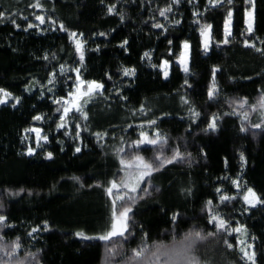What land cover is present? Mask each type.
Instances as JSON below:
<instances>
[{"label": "trees", "instance_id": "obj_1", "mask_svg": "<svg viewBox=\"0 0 264 264\" xmlns=\"http://www.w3.org/2000/svg\"><path fill=\"white\" fill-rule=\"evenodd\" d=\"M34 2L0 0V12L8 17L0 23V88L21 97L16 108L11 107V102L0 105V204L4 205L0 214L14 225L0 231V235L8 242L16 240L21 244L18 257L33 252L37 253L40 264H106L104 242L83 240L74 234L82 231L94 237L110 227L111 200L103 189L108 181L122 175L118 172L116 149L124 148L121 156L130 157L137 152L145 157L153 155L149 145L139 149L129 147L139 138L141 130L150 138L153 133L165 137L167 154H171L172 148L190 153L191 166L188 159L166 165L150 181L141 184L137 194L144 199L133 205L131 234L126 232V238H116L126 250L138 247L142 240L147 244L168 243L194 227L212 230V225L207 224L206 203L212 200L213 205L219 204L220 194L241 195L231 185V179L238 175L242 186L252 187L264 196V132L250 129L240 133L239 117L223 115L234 107L237 112L248 111L247 106L240 109L231 101L243 98L252 104L264 90V55L245 47L244 37L240 35L243 0H236L234 5L236 27L232 42L220 44V38L214 34V43L207 54L199 47V26L193 21L213 23L214 28L219 24L222 33L223 17L221 9H205L207 0H196L195 8L188 0H181L167 13L168 20L154 10L165 7L169 0H42L44 12L29 7ZM113 3L117 4L116 13L108 15L107 6ZM121 10L126 15L123 23L117 14ZM193 11L203 12L204 16L194 17ZM13 13L20 28L10 22ZM36 14L57 23L49 25L46 21L39 25V33L35 28L24 31L28 22L39 24L34 20ZM22 16H27L28 20L21 19ZM172 18L180 23L173 25ZM154 22L164 27L154 29L151 27ZM60 24L66 31H59ZM53 27L57 30L52 31ZM254 29L250 43L264 49V44L260 43L264 39V0H257ZM101 31L107 38L98 35ZM68 32H76L81 40L87 41L82 67ZM125 39L128 40L127 53L118 46ZM169 40L173 41L171 45ZM184 41L190 45L188 81L191 87L184 84L185 74L177 63ZM97 46L98 51H91ZM145 52L150 53V59H141ZM44 56L48 59H43ZM162 61L169 64L167 78L159 67ZM61 65L80 67L81 78L104 84L102 92L108 97L104 99L96 94L85 106L88 120L81 123L86 124L89 131H81L80 141L72 139L75 121L66 129L56 130L55 127L59 113L55 112L58 105L53 104L52 99L67 98L75 81V72L60 73ZM122 66L134 68L135 75L124 77ZM214 67L217 68L215 82L219 96L210 101L207 91L213 82ZM50 74L56 80L53 85L48 84ZM26 87L30 88L29 92H25ZM49 87L54 91L48 92ZM117 88L126 100L118 98ZM41 93L44 99H38ZM181 96L200 113L196 123H191L189 105L183 103ZM142 106L143 112L140 111ZM213 114L222 116L218 131L205 133L202 129ZM35 115H42V121H33ZM68 119L72 120V114ZM149 119H155L156 125H149ZM256 119V114L250 116V121ZM26 127H40L42 135L49 137L45 147L33 156L22 155L26 147H34L33 136L23 132ZM64 130L69 132V137L63 136ZM95 132L107 135L98 141L90 134ZM23 135H28L29 139L22 143ZM76 146L81 147V152L74 154ZM44 151H51L53 158L44 159ZM241 152L246 159L242 171ZM72 176L80 177L85 187L81 189L69 179ZM225 176L230 179L224 180ZM97 183L102 187H95ZM144 187L149 188L150 195L142 191ZM156 187L160 188L159 192L155 191ZM217 187L222 193L215 192ZM188 188H191L190 195L184 191ZM29 192L32 195L29 196ZM242 206V201L237 199L221 205L219 211L231 220L233 227L237 221L242 223L250 240L256 237L251 242L257 253V264H264V205L243 213ZM176 213L178 220L172 222L170 218ZM44 221L49 224L47 232L43 231ZM32 227L40 231L29 237L27 232ZM229 241L235 246V233ZM201 247L202 255L204 249L216 248L212 256L215 264L228 261L242 264L237 252L225 250L222 244L209 241Z\"/></svg>", "mask_w": 264, "mask_h": 264}, {"label": "snow or ice", "instance_id": "obj_2", "mask_svg": "<svg viewBox=\"0 0 264 264\" xmlns=\"http://www.w3.org/2000/svg\"><path fill=\"white\" fill-rule=\"evenodd\" d=\"M103 2V0H102ZM236 0H207L205 9L208 11L221 9L223 11L222 17V33L220 31L221 25L217 24L214 28L213 23H201L199 19L193 21L194 24H197L199 27L197 31L200 36V45L201 51L203 54L209 52L210 46L214 43L213 36L214 34L219 37L220 44L227 45L232 42L234 36V29L236 27L234 21V5ZM181 3V0H169V3L163 7L158 8L154 11H158L160 17H164L165 20H168L169 17L167 13L173 11V8L178 6ZM188 3L196 7V0H188ZM256 3L257 0H243L245 5L243 10V28L240 30V35L244 37L243 45L248 48H254L256 53L264 55V49L256 47L254 44L250 43L249 37L254 34V26L256 23ZM29 7L38 10L39 12L45 11V5L42 3V0H35L34 3L30 4ZM117 4L113 3L107 6V14L112 15L116 13ZM119 15L120 21L123 23L126 19L125 12L123 10L117 13ZM15 13L12 15L10 20L11 24L15 28H20V25L17 23L15 18ZM192 15L194 17L204 16L203 12L193 11ZM21 19L28 20L27 16H22ZM8 20V17L5 12H0V23H4ZM34 20L38 21L39 24H34L28 22L26 27L23 28L24 31L35 28L37 33L41 32L39 25H44L47 21L49 25H56V21L51 18H47L45 15L36 14L34 15ZM171 23L177 25L180 23L179 20L172 18ZM151 27L154 29H161L164 27L161 23L154 22L151 24ZM52 31L57 29L53 27ZM59 31H66V28L63 24L59 25ZM76 32H68V38L70 41H73L75 47V53L79 58L80 66H83L85 55V44L86 40L73 39L77 37ZM81 36L83 34H80ZM99 36L107 38V34L103 31L98 33ZM128 43V40L125 39L118 46L121 47L125 53L128 49L125 45ZM168 43L171 45L172 40H169ZM261 44H264V39L260 40ZM182 50L179 57L177 58V63L179 65L180 71L185 74L184 84L188 87H191L189 84L188 76L190 75L189 68V48L190 45L187 41L182 42ZM99 46L91 51H98ZM55 57H53L54 59ZM149 58L150 53L145 52L141 59ZM43 59L47 60L48 57L44 56ZM151 67L156 68L157 65L150 64ZM163 77L167 78L169 76V64L168 61H162L159 65ZM122 75L124 77H133L135 75V69L122 66ZM69 71L75 72V81L73 89L69 91V98H53L52 103L58 105L55 109L56 113H59V122L56 123V130L66 129L69 123L75 121V134L72 136L74 141H80L81 131L88 132L89 128L86 124L81 123V121L88 120V114L85 111V106L88 105L95 99L96 94L104 97L102 89L104 84L97 82L95 80H84L80 75V67L68 68L64 65L60 67V73L66 74ZM217 68L212 69L213 73V82L209 86L207 91L208 100H216L219 96V92L216 87L215 82V73ZM107 75V74H106ZM111 79V77H108ZM56 83V80L50 78L48 84L53 85ZM30 88L26 87L25 92H29ZM54 88L49 87L48 92H53ZM115 94L120 100H126L127 98L120 94V90L117 88ZM44 93H41L38 99H44ZM108 99V97H104ZM181 100L185 105H189L188 112L191 123H196V119L200 116V113L190 106L189 100L185 99L184 96H181ZM11 102V107L16 108L17 105L21 102L20 96H13L10 92L6 91L4 88H0V105L7 104ZM207 102V101H206ZM232 104L237 105L240 109L248 107V111L237 112V109L232 108L231 112L224 113V116L237 115L240 119L241 126L239 128L240 133H247L250 129L255 131L259 130L264 132V90H261V94L255 103L249 104L246 99L239 98L233 99ZM35 107V106H34ZM141 112L144 111L142 106L140 109ZM72 114V120H69V115ZM256 114V121H250V116ZM33 121H42V115H35L32 117ZM222 119V116L213 114L210 119L206 122V127L202 129L205 133H216L218 131L219 125L218 121ZM157 121L155 119H149L148 124L155 126ZM142 127V126H141ZM24 133H34L35 134V147L28 146L26 150L22 153L25 156H33L36 154L37 149L43 148V144L47 143L49 140L48 135H42V130L40 127H26L23 129ZM94 135L98 141H101L107 133L95 132L90 133ZM64 137H69V132L67 130L63 131ZM28 135H23L21 137V142L28 140ZM58 143H63V141H58ZM168 141L165 137L153 133L150 138L143 130L139 132V138L133 141L129 147L139 149L142 145H149L152 147L153 155L151 157H145L140 155L138 152L134 155L121 156L120 154L124 152L123 147L116 149L115 157L119 162L118 172L122 173L118 179H113L108 181V186L104 187V192L111 200V216H110V227L98 235V236H88L85 235L82 231L75 232V236L83 240L96 239L105 243V261L106 264H215L212 256L216 252L215 247L207 248L203 250L202 245L212 241L215 245L222 244L223 248L228 251H236L237 259L242 262V264H257V253L253 249V243L247 242L245 237L248 236V231L245 226L239 221L236 222L235 226H232L231 220L224 215L223 212L219 211L221 205L231 204L232 202L242 201V207L240 211L247 212L250 208L257 207L258 205H264V196L258 194L252 187L242 186L238 180L240 179L239 175L236 179H231V185L240 191L242 194L237 196H232L228 194H220L218 197L219 204L213 205L212 200L207 201L206 206L208 209L207 213V224L212 225V230L200 229L197 230L195 227L192 230H189L183 233L179 238H172L170 242L164 243H153L147 244L143 240L141 244L134 249H125V246L122 244L121 240L116 238H126L125 233H130V227L134 226L130 222L132 221L133 214V205L137 200H143V196H139L138 190L141 188L142 183L150 181L155 173L161 172L166 165L177 164L185 159L189 160V167L191 166V154L182 152L178 148H172L171 154L166 153V145ZM103 146V145H101ZM61 147V151H63ZM81 147H74V154L80 153ZM201 154L203 150L201 149ZM44 159H52L53 153L51 151L43 152ZM240 168L241 171L246 163L244 154L241 152L239 154ZM225 166L227 167L228 161L225 160ZM71 179L75 184H78L81 189L85 185L81 182V178L77 176H72ZM224 180L230 179L229 177H223ZM93 185H89L92 187ZM95 187H102L101 184H95ZM246 188V190H244ZM23 191V189H21ZM144 193L151 194L148 187L142 189ZM155 191L159 192L160 188L156 187ZM188 195L191 194V188L184 190ZM216 193H222L221 188L217 187L215 189ZM12 195H19V193H13ZM28 195H32L31 192ZM4 207L3 204H0V209ZM204 209H202L203 211ZM178 213L171 216L172 222H177ZM14 227V225L7 222L6 216L0 214V231L3 229ZM40 231L37 227H32L30 231L27 232L29 237H33V234ZM43 231H49V224L47 221L43 222ZM236 234V244L235 246L229 241V237L233 234ZM256 237L252 236L251 240L255 241ZM21 248V244L13 240L11 242L6 241L3 235H0V264H40V260L37 258V253L26 252L23 254V257H18L17 253ZM130 253V254H129ZM207 257V258H205ZM227 264H233L232 261H228Z\"/></svg>", "mask_w": 264, "mask_h": 264}, {"label": "rangeland", "instance_id": "obj_3", "mask_svg": "<svg viewBox=\"0 0 264 264\" xmlns=\"http://www.w3.org/2000/svg\"><path fill=\"white\" fill-rule=\"evenodd\" d=\"M74 40L75 39H80L81 40V37H79V36H77V37H75V38H73ZM73 42V41H72ZM74 44V43H73ZM182 50V49H181ZM162 73V72H161ZM162 75H163V73H162ZM75 76H76V73H75ZM73 89V88H72ZM67 98H69L68 97V95H67ZM28 134H30V135H32L33 136V138H34V147H35V134L34 133H28ZM41 143L43 144V148L45 147V145H46V143H44L43 141H41ZM43 148H40V149H37V151H39V150H42ZM246 190V189H245ZM245 239H246V241L247 242H251V240L248 238V236L247 237H245ZM252 243V242H251Z\"/></svg>", "mask_w": 264, "mask_h": 264}]
</instances>
